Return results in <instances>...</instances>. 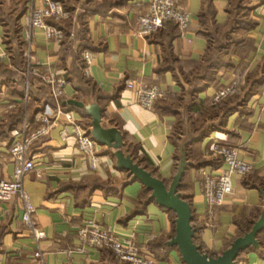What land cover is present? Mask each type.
Listing matches in <instances>:
<instances>
[{
	"label": "crops",
	"instance_id": "1",
	"mask_svg": "<svg viewBox=\"0 0 264 264\" xmlns=\"http://www.w3.org/2000/svg\"><path fill=\"white\" fill-rule=\"evenodd\" d=\"M61 1L71 14L58 24L65 34L63 42L48 40L41 28L32 30L33 60L69 76L63 97L66 110L50 133L32 144L30 155L36 168L24 178V191L36 207L34 219L45 237L37 241L33 229L23 223L24 202L20 196L0 202V264H123L105 248L76 249L79 227L91 220L112 228L121 240H134L159 264H186L179 249L169 244L174 236L173 214L151 198V191L142 182L132 181L129 172L118 166L115 148L100 144L92 136L90 113L94 107L99 108L101 125L121 133L123 150L162 180L170 181L180 163V145L186 142L187 146L190 141L187 133L180 135L179 147V139H172L192 104L184 74L190 70L186 65L200 61L208 46L201 34V14L208 13L211 23L223 24L228 21L229 0H178L190 13L189 28L174 33V26L167 24L158 34L146 37L136 33L137 18L148 10L151 0ZM245 1L255 21L247 32L255 50L221 77V86H227L236 72L244 73L239 88L245 89L229 96L226 108L218 113L211 106L221 88L209 86L198 94V103L211 111L202 116L192 114L197 134L204 136L191 146L194 161H189L180 190L193 206L198 244L213 256L221 254L241 234L258 209H264L262 190L257 187L264 183V84L248 98L244 109L240 106L263 75L264 0ZM33 3L38 4V0H0L1 12L19 21L24 40V25ZM9 42L7 27L0 20V64L14 67L10 54L14 43ZM84 50L94 54L88 73L85 66L73 64L74 54L82 55ZM25 65L20 71L22 78L8 82L5 76L0 77V179L10 178L14 169L10 124L19 107L24 114L17 128L28 119L35 129L38 123L34 114L45 104H53L47 88L25 74L27 59ZM257 68L259 75L248 79ZM127 79L157 85L166 95L157 99L153 109H145L135 91L125 87ZM74 126L97 141L100 163L96 168L83 157L72 132ZM65 130L69 131L67 135ZM220 145L237 148L239 158L254 167L247 184L244 176L233 177L232 193L211 217L202 172L223 170L219 155L213 154ZM262 242L259 248L243 252L236 264H264V234ZM37 250L42 252L39 259L34 255Z\"/></svg>",
	"mask_w": 264,
	"mask_h": 264
},
{
	"label": "built area",
	"instance_id": "2",
	"mask_svg": "<svg viewBox=\"0 0 264 264\" xmlns=\"http://www.w3.org/2000/svg\"><path fill=\"white\" fill-rule=\"evenodd\" d=\"M71 17L70 11L61 0H38L33 3L24 25V37L28 47L24 51L27 59L26 75L37 78L47 88L48 97L54 100V104L47 103L34 114V121L38 126L33 129L32 122L25 119L21 128H14L11 133L14 141L10 147V155L14 163V169L10 178L0 179V202H8L15 196H20L24 202L22 221L31 227L37 241L45 237V232L40 229L34 219L36 207L30 201L24 191V178L36 168L34 157L30 155L32 144L39 138L50 133L60 114L64 112L62 99L69 83L66 76L48 65L34 61L32 56V30L43 29L45 36L50 41L63 42L65 34L63 29L55 22H62ZM53 20L55 22H50ZM175 23L181 32H185L190 26L189 11L179 4L178 0H151L148 10L137 18L136 33L140 36H150L164 29L169 23ZM82 57L85 60V71L89 72V66L93 62L94 54L84 50ZM244 73L236 72L234 80L224 88L218 90L213 96V103L222 100L238 92ZM125 87L134 90L138 103L145 109H153L157 99L166 95L165 90L157 85H147L135 80L127 79ZM13 107V105H11ZM71 118L70 113H67ZM77 139V144L83 157L88 160L93 168L100 163L97 141L88 133L74 126L72 130ZM69 133L64 131V135ZM214 155L223 159L224 168L219 173L203 171V193L208 205V214L213 217L216 207L221 206L227 196L233 191V177L247 175L253 169L251 162L238 156V149L228 146H218L213 150ZM79 251L87 248H108L120 262L128 264H159L152 256L145 254L134 240H121L110 227L91 220L78 229ZM35 258H41V250L35 252Z\"/></svg>",
	"mask_w": 264,
	"mask_h": 264
},
{
	"label": "trees",
	"instance_id": "3",
	"mask_svg": "<svg viewBox=\"0 0 264 264\" xmlns=\"http://www.w3.org/2000/svg\"><path fill=\"white\" fill-rule=\"evenodd\" d=\"M250 10L251 8L248 6L245 0H229V8H228V21L223 24H217V23H211L208 19L207 14L202 13L201 14V34L204 35L208 40V46L204 52V55L202 56V59L200 61H189L187 62V68H189V72L184 73L185 79L189 83L190 86V97L192 104L187 108L185 112L184 119L178 123L177 129L174 130L172 133V139H179L177 142L178 147L180 145V138L182 135L189 134L190 141L188 142L186 146V152H187V159L188 161H194L192 160L193 154H192V148L191 146L194 143H197L201 141V139L204 136V133H198V127L195 126L192 118V114L194 112H197L200 114V116L205 115V113L211 111L207 109L205 106H201L198 102L197 96L200 92L205 90L209 86H216L219 89L224 88L226 86H221V77L227 72H230L234 69L235 66L242 63V61L249 56V54L255 50L253 39H251L247 32L250 31L255 26V21L250 16ZM0 20L4 22V24L7 27V33H8V42L14 43L10 47V54L12 57V64L14 67H6L3 64H0V77L5 76V78L8 80V82H11L14 80V78H19L20 76L22 78L21 72L23 69L25 70V56L24 51L27 47V43L23 39V36L21 34V26L19 24L18 20L11 19L8 15H4L0 10ZM50 22H55L53 20H50ZM56 24H60V22H55ZM168 24H172L175 30L174 33L181 32L179 27L173 23L169 22ZM160 30L159 32H161ZM159 32H156L150 36L156 35ZM79 63L80 66L83 65V67L86 65L85 60L83 59L82 55L77 53L74 54V65L75 63ZM191 65V66H190ZM260 73V68H257L250 72L248 74V79H253L257 77ZM262 77L258 78L252 85L251 89L245 94V99H243L242 103L240 104L241 108L243 106L245 107L246 101L248 98L254 94H256L257 91H259L264 84V66L262 67ZM69 76L66 78L68 79ZM22 79L19 80V83H22ZM244 90L245 87L239 88ZM48 93V91H47ZM13 94V93H12ZM241 94V93H240ZM238 95V97L240 96ZM185 92L182 93V97H184ZM49 101L54 104V100L48 97ZM156 103V102H155ZM229 103V100L226 98L222 100L219 103H212V110L215 113L220 112L222 109L226 108V105ZM196 105V108H194ZM66 102H63L62 99V108L66 110ZM155 106V105H154ZM244 109V108H243ZM18 114L15 116V119L12 120L10 127L11 129L17 128L19 123L21 122V119H23V107L20 106L18 109ZM204 113V114H203ZM216 115V114H215ZM181 135V136H180ZM231 147L230 145H224ZM125 153L128 154L126 151ZM220 162L223 159L221 156ZM179 159V157H178ZM178 168V167H177ZM177 168H175V173L177 172ZM147 169V168H146ZM148 170V169H147ZM152 172V174L159 178L157 174H155L154 171L148 170ZM253 169L250 173L247 175H244L246 184L249 183V180H251ZM173 175V176H174ZM173 178V177H172ZM184 178V177H183ZM183 178L181 181V185L179 188V191L181 190L183 186ZM165 181V180H164ZM172 179L170 181H165L166 184L169 186ZM257 184H255L256 186ZM259 189L264 191V183L258 184ZM184 199H186L190 204L191 201L183 196ZM192 207V212L194 215V209ZM169 210V209H168ZM264 209H258L256 215L254 216L253 220L249 222V224L246 226L244 230H242L241 234L239 236L244 235L246 232L251 230V228L254 225V222L260 218L261 213ZM173 214V224H174V234H175V219L176 214L174 211L169 210ZM195 216L193 218L192 223L194 224ZM195 225V224H194ZM198 231V230H197ZM264 234V230L258 234V240L260 242V245H262V235ZM238 236V237H239ZM195 242L198 244L197 241V232L195 236ZM232 241L228 244L227 248L231 245ZM255 248L250 247L246 251ZM108 249V248H105ZM203 249V248H202ZM110 250V249H108ZM111 251V250H110ZM243 251V252H246ZM241 252L238 257L236 258V261L240 257V255L243 253ZM113 254V252L111 251ZM123 264H128L124 263Z\"/></svg>",
	"mask_w": 264,
	"mask_h": 264
},
{
	"label": "water",
	"instance_id": "4",
	"mask_svg": "<svg viewBox=\"0 0 264 264\" xmlns=\"http://www.w3.org/2000/svg\"><path fill=\"white\" fill-rule=\"evenodd\" d=\"M72 103L77 106H84V104L75 101ZM90 114L93 118L92 134L100 144L116 149L115 156L118 166L129 172L132 181L139 180L142 182L151 191V198L155 199L160 206L175 212V234L169 244L179 249L182 260L186 264H236V258L241 252L250 247H260L257 236L264 230V210L260 218L254 222L251 230L235 238L221 254L213 256L204 251L202 246L195 242L197 227L192 223L194 215L191 204L183 198L179 191L182 178L190 164L187 159L186 142L180 145V163L168 186L164 180L154 176L152 172L136 162L130 154L125 153L121 133L115 128H104L101 125V110L99 108H93ZM262 196L264 204L263 191Z\"/></svg>",
	"mask_w": 264,
	"mask_h": 264
},
{
	"label": "rangeland",
	"instance_id": "5",
	"mask_svg": "<svg viewBox=\"0 0 264 264\" xmlns=\"http://www.w3.org/2000/svg\"><path fill=\"white\" fill-rule=\"evenodd\" d=\"M94 109H96V107H94ZM92 136L95 138L94 134H92ZM220 146H223V145H220ZM216 147H218V146H216Z\"/></svg>",
	"mask_w": 264,
	"mask_h": 264
}]
</instances>
